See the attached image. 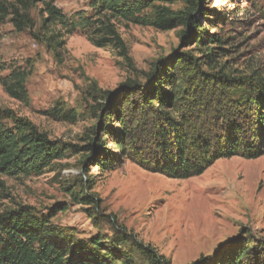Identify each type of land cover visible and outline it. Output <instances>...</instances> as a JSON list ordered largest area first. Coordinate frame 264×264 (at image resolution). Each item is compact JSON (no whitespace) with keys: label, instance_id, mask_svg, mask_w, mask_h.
<instances>
[{"label":"rangeland","instance_id":"obj_1","mask_svg":"<svg viewBox=\"0 0 264 264\" xmlns=\"http://www.w3.org/2000/svg\"><path fill=\"white\" fill-rule=\"evenodd\" d=\"M53 1L71 15L85 10L91 0ZM172 1L171 10L185 9V0ZM195 1L202 11L195 14L198 31L119 26L130 61L111 48L94 47L83 34L67 39L56 58L42 39L40 4L30 12L33 30L17 32L10 17L0 21V108L29 120L63 147H75L39 177L0 178V213L25 207L37 216H53V227L83 242L93 237L112 242L117 230H124L126 248L133 246L132 240L140 242L170 264L210 257L225 243L230 249L247 243L254 258L264 252V156L222 159L202 176L185 181L152 174L131 161L103 172L87 159L103 151L116 153L120 119L132 144L148 137L156 126L158 101L143 102L139 90L150 87L148 76L159 69L155 76L165 69L175 73L171 67L179 57L196 60V66L178 75L173 87H163L171 99L179 96V86L181 93L211 90L209 81L228 79L245 89L264 77V0ZM183 31L190 33L184 39ZM192 33L208 47L190 39ZM212 38L223 44L210 43ZM209 47L219 48L211 61L204 58ZM14 69L30 74L26 100L12 99L1 85ZM129 82L134 88L122 105ZM208 99L197 98L196 108L203 109Z\"/></svg>","mask_w":264,"mask_h":264},{"label":"trees","instance_id":"obj_2","mask_svg":"<svg viewBox=\"0 0 264 264\" xmlns=\"http://www.w3.org/2000/svg\"><path fill=\"white\" fill-rule=\"evenodd\" d=\"M172 3V0H91L85 10L67 15L53 0H0V21L10 17L17 32L33 30L35 23L30 12L40 4L42 39L56 58L60 59L67 39L83 34L94 47L111 48L130 61L129 50L119 33L121 25L161 32L185 26L198 31L200 24L196 23L195 14L202 12L198 2L185 0L183 11L171 10L168 5ZM189 34L183 31L182 39ZM190 39L207 46L198 35L194 38V33ZM209 42L223 44L219 38ZM218 49L209 47L204 58L211 61ZM193 66L196 60L179 57L171 67L175 73L165 69L166 73L155 76L159 69L148 76L150 87L139 90L140 97L148 104L158 101L159 109L154 118L156 126L148 130L144 141L132 144L131 132L120 119L119 133L115 134L116 153L103 151L87 159L103 172L131 161L152 174L185 181L202 176L222 159L257 160L264 156V77L245 89L231 80L217 79L209 81L213 85L211 90L193 92L189 88L190 92L181 93L179 86V96L173 99L163 93L164 86L170 83L169 87H173L179 81L176 77ZM29 75L14 69L1 79V85L12 99L26 100L25 81ZM133 88L132 82L126 85L127 91L121 94L122 105ZM204 95L209 101L203 109L196 108L197 98ZM177 103L183 106L178 107ZM68 148L50 140L29 120L0 108V178L39 177L52 163L65 159ZM87 201L93 203V199ZM52 217L34 215L25 207L0 213V264H170L140 242L132 240L133 246L126 248L129 238L124 230H117L112 242L100 237L76 241L66 230L53 227ZM225 244L217 247L210 257L190 264H264V252L254 258L247 243L231 249L224 248ZM136 253L141 263L135 261Z\"/></svg>","mask_w":264,"mask_h":264}]
</instances>
